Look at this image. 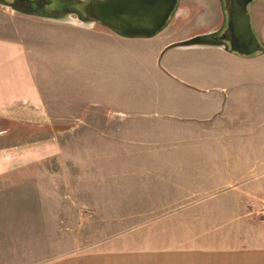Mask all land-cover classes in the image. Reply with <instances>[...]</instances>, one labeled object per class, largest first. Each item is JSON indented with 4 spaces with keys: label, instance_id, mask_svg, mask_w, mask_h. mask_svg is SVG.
Here are the masks:
<instances>
[{
    "label": "rangeland",
    "instance_id": "1",
    "mask_svg": "<svg viewBox=\"0 0 264 264\" xmlns=\"http://www.w3.org/2000/svg\"><path fill=\"white\" fill-rule=\"evenodd\" d=\"M184 2L206 27L223 13L220 0ZM249 10L254 27L264 0ZM80 27L0 4V36L30 50L48 112L32 116L38 153L18 175L39 188L37 205L57 209L56 217L34 214L26 206L36 199L24 198L27 227L0 230V264H40L113 238H138L128 242L138 247L172 235L155 244L180 245L197 231L232 245L264 243V56L163 54V37L124 39L107 28L77 36ZM43 141L46 155L36 148ZM55 184L57 203L44 197Z\"/></svg>",
    "mask_w": 264,
    "mask_h": 264
},
{
    "label": "crops",
    "instance_id": "2",
    "mask_svg": "<svg viewBox=\"0 0 264 264\" xmlns=\"http://www.w3.org/2000/svg\"><path fill=\"white\" fill-rule=\"evenodd\" d=\"M220 1L223 7L221 18L218 21H214L208 27L203 25L201 17L197 18L200 15L190 13V8L184 0H178L176 10L170 15L166 24L158 27L152 35L145 33L144 35L134 37L123 36L115 32L102 20L94 19L91 21L87 18L74 16V18L79 20L76 23L77 26L80 27L81 24H84L77 30V36L81 33L80 36L91 35L95 37V35L100 33L105 34V28H107L110 35H116L124 39H155L156 37H163L166 33L165 31L169 28L176 27V30H178L195 22L194 26L196 27L192 30L181 31L179 36L170 33L167 34L166 38L163 37L162 47H166L163 54L171 49H182L193 51L195 54L197 52L224 53L246 60H253L264 56V52L261 51L251 55L239 54L228 50L224 44L167 47L196 36L218 33L225 30L229 21L227 4H231V0ZM254 24L256 34L260 41L264 42V10ZM96 26L98 28H95ZM43 104L44 100L36 80L30 50L22 41L0 36V230L27 227L24 224H20L22 223L20 213L23 212L21 207L24 198L36 199V201L34 200V206H31V210L29 209L30 204L26 206L28 207L27 210L32 211V213H45V217L54 214L56 217L57 209L52 204H48L47 206H41L42 204L37 205L36 202H39L38 196L41 193L37 187L35 190H32L31 179L24 177L27 174H22L24 179H21L22 177L18 175L21 170L29 166L28 164L38 153L37 151L32 152L30 125L32 116H48V112L41 107ZM36 148L46 150L45 153H41V155H46L51 145L46 141L41 147L38 146ZM32 153H34L33 157ZM50 177H54L53 180L56 182V174H50ZM9 181L17 183L9 185ZM20 184L21 186H26V188H15ZM61 185L60 182L59 186L61 187ZM56 186L57 184L54 185L53 189L50 188V191L48 190L49 192L47 191L44 197L48 198L50 194H53L50 197H54V201L57 203ZM58 192H60L59 212L61 213L62 191L60 188ZM42 201L44 202L43 199ZM27 202L29 203V200ZM13 215L17 216L14 217ZM162 237L172 242L175 241L172 235H164ZM162 237L161 240L159 238L145 239L144 241L148 243L138 247L136 244L132 245L128 243L132 241L133 243L138 242V238H126L125 240L113 238L102 247L74 252L64 256L60 255L61 257L40 264H264V243H254L252 242L253 240H246L245 242L242 241L232 245L231 243H227L228 241L222 236H218V234L209 236L206 232L202 234L197 231L184 236L180 245L164 247L161 244H155L156 241L165 240Z\"/></svg>",
    "mask_w": 264,
    "mask_h": 264
},
{
    "label": "water",
    "instance_id": "3",
    "mask_svg": "<svg viewBox=\"0 0 264 264\" xmlns=\"http://www.w3.org/2000/svg\"><path fill=\"white\" fill-rule=\"evenodd\" d=\"M254 0H231L232 13L228 27L232 32L230 43L219 41L216 33L196 36L168 48L193 45H226L228 50L243 55L264 52V42L256 34L249 4ZM178 0H102L94 4L96 19L102 20L115 32L123 36L152 35L158 27L166 24L176 10ZM5 4V3H1ZM70 14H62L49 19L66 20ZM94 20V19H89Z\"/></svg>",
    "mask_w": 264,
    "mask_h": 264
},
{
    "label": "flooded vegetation",
    "instance_id": "4",
    "mask_svg": "<svg viewBox=\"0 0 264 264\" xmlns=\"http://www.w3.org/2000/svg\"><path fill=\"white\" fill-rule=\"evenodd\" d=\"M102 0H0L1 3L10 6L17 12L25 15L49 19L62 14H70L73 17L96 19L94 4ZM231 18L232 5L228 9ZM216 37L219 41L230 43L232 39L231 29L227 27L216 33L211 38Z\"/></svg>",
    "mask_w": 264,
    "mask_h": 264
},
{
    "label": "bare ground",
    "instance_id": "5",
    "mask_svg": "<svg viewBox=\"0 0 264 264\" xmlns=\"http://www.w3.org/2000/svg\"><path fill=\"white\" fill-rule=\"evenodd\" d=\"M66 20H67V21H72V22H75V23L79 22V20L76 19V18H74L72 15H69V16L67 17ZM80 23H81V22H80ZM81 25H83V24H81ZM89 25H90V24H89ZM89 25H87V26L89 27Z\"/></svg>",
    "mask_w": 264,
    "mask_h": 264
}]
</instances>
